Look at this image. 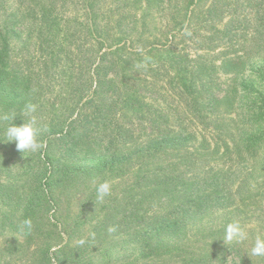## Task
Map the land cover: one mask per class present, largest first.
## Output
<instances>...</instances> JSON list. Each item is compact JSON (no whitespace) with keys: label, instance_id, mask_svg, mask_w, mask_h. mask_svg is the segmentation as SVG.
Instances as JSON below:
<instances>
[{"label":"rangeland","instance_id":"rangeland-1","mask_svg":"<svg viewBox=\"0 0 264 264\" xmlns=\"http://www.w3.org/2000/svg\"><path fill=\"white\" fill-rule=\"evenodd\" d=\"M250 1L225 0L233 8L214 26L202 29L201 37L199 33L188 43H179L176 51H185L187 61L172 67L174 59L164 53L126 72L136 81L137 102L148 109L145 118L131 117L142 135L185 126L187 141L161 150L147 148L102 171H76L63 183L46 179L47 167L57 160L73 163L74 157L61 155L57 142L48 147L57 130L54 126L80 110V68L89 55L86 49L95 44L94 34H87L90 17L85 0H59L63 19L52 28L42 25L27 6L23 23L17 22L22 18H8L21 27L11 52L18 56L16 62L28 61L31 67L27 101L37 105L33 115L46 130L38 136L44 147L37 153L23 154L15 142L0 141V264H264V256L249 251L257 236L264 237V143L258 154L246 150L256 137L264 140V0ZM30 3L38 10L41 7L37 0ZM15 5V0H0V16L4 8ZM169 17L152 12L149 28L140 29L146 36L156 33ZM100 18L106 24V18ZM216 30L233 31L236 36L220 38L218 33L213 38ZM204 35L209 38L201 41ZM198 55L205 56L200 77L220 101L209 108L201 98L187 105L184 82H177L176 69L169 70L192 65V60L199 61ZM231 58L241 61L229 66ZM11 68L16 71L20 66ZM139 76L155 85L145 86L136 80ZM201 86L192 89L195 95ZM211 98L205 93L207 103ZM17 106V100L4 96L0 85V114L14 111L13 122L20 125L28 118L18 117ZM7 124L0 121V139ZM103 132L89 133L84 143L99 151L98 137ZM137 142L120 140L116 145L130 147ZM86 148L79 153H87ZM105 181L111 194L99 201L96 187ZM203 193L210 194L207 209L180 232L164 238L159 247L156 242L157 252L142 259V245L132 241L133 231L145 230L152 219L185 197ZM30 198L34 210L31 229L25 232L20 226ZM233 221L247 232V239L226 243L225 226ZM47 253L49 260L43 258Z\"/></svg>","mask_w":264,"mask_h":264},{"label":"trees","instance_id":"trees-1","mask_svg":"<svg viewBox=\"0 0 264 264\" xmlns=\"http://www.w3.org/2000/svg\"><path fill=\"white\" fill-rule=\"evenodd\" d=\"M31 1L15 0V7L11 9L3 7V16H0V39L2 40L0 85L4 96L17 100L16 111L18 117L23 119L28 118L21 109L25 103H28L27 92L33 73L28 61L16 62L18 56L11 52L14 36L20 35L21 27H18L16 23L12 24V18H8L13 16L15 19L22 18L23 20L17 22L23 23L27 16L24 8L27 6L28 10H32L34 16L39 18L41 24H47L48 28L59 26L63 19L62 10L59 9V0H46L49 1L47 5L42 3L44 0H37L41 6L39 10L35 6H31ZM85 4L87 15L90 17L89 23H87V34H94L95 44L94 47L86 49L85 52L89 55L80 68L83 75V83L81 79L80 85H82L79 90L81 92L79 95L80 110L75 116L73 115L54 126H57V130L53 132L54 139L52 138L49 143L48 148L53 142H57L55 145L57 144L61 148V155L74 157L73 163L57 160L47 167L46 179L52 181L56 178L55 183H63L76 171L105 170L129 160L132 155L147 148L159 147L158 150H161L170 143L179 144L181 141H187L189 138L183 136L187 132L185 126H182L181 129L172 127L167 128L164 132L142 135L141 130L132 122L133 118L131 117L138 115L140 118H145L148 109H144L137 102L138 97L134 96V93L138 89L133 88L135 84L133 82L136 81L126 77V72L144 65L146 60L149 62L156 60L157 56L162 58L164 53L168 54L171 60L174 59L172 67L176 63L187 61L188 55L185 51L177 52V45L188 43L187 39L192 38L193 35L200 33L201 37L202 29H206L210 25L214 26V23L222 15L233 8V3H225V0H111L110 2L109 0H85ZM152 12L156 13V17H159L161 13L170 17L162 29H158L159 31L156 33L150 31L151 33L146 36L140 28L143 27V31L149 28L150 24L147 19L151 17ZM101 16L106 18V24L101 21ZM234 20L235 18H232L230 23H233ZM218 33L220 38L232 39L236 36L233 31L230 33L228 30L222 34V30H216L213 38ZM208 38L204 35L201 41ZM198 58L199 61L198 59L192 60V65H181L180 68H169V70L176 69L178 71L177 82H184L182 95L189 99L187 105L192 106L191 104L198 103L201 98L200 102L209 108V104L215 106L220 101L200 77L201 71L204 69L205 56L198 55ZM240 61L241 59L231 58L227 60V65H237ZM12 64L20 66L19 70L12 71ZM111 72H114L113 76L109 75ZM189 73L192 75L191 78ZM136 80L142 81L145 86H150V83L155 85L154 82H150L142 76ZM142 83L137 85L142 86ZM196 84H202V86L195 95L194 93L197 91L192 89ZM205 93L212 96L211 103L205 101ZM140 103H143V99ZM128 117L130 119L124 123L123 119ZM154 122L156 126L159 125L156 119ZM138 125L141 126L139 122ZM102 130L104 132L98 137L101 149L99 151L91 150V144L84 143V140L89 133ZM120 140L140 142L134 143L130 147H122L116 145ZM263 143L264 140L256 137L252 143L246 145V150L255 151L258 154ZM85 146L88 151L82 155L79 150ZM78 160L80 163H75ZM46 161L48 164L50 163L48 155ZM87 162L88 165H86ZM209 195V193H203L194 198L185 197L170 211L152 219L145 230L141 228L134 230L131 234L133 235L132 241L142 245L141 258L146 259L155 254L159 242L167 236L180 232L197 214L204 212L208 207L206 198ZM31 210H34L32 198L24 209L23 220H30ZM156 242L157 245L154 247ZM43 256L44 259H50L49 253ZM195 260L198 259L195 258Z\"/></svg>","mask_w":264,"mask_h":264},{"label":"clouds","instance_id":"clouds-1","mask_svg":"<svg viewBox=\"0 0 264 264\" xmlns=\"http://www.w3.org/2000/svg\"><path fill=\"white\" fill-rule=\"evenodd\" d=\"M28 116L27 121L23 120L20 125L15 124L16 113L9 112L0 114V121H8L7 126L2 131L3 142H15L16 149L24 153H37L43 147V142L38 139L39 134L46 130V125L38 122L33 115L37 111V105L33 103H25L21 109ZM111 194V186L108 182H102L96 187V199L103 201L105 197ZM21 230L27 232L31 229V221L25 219L21 222ZM247 239V232L241 227L239 222L233 221L225 226L224 241L231 242L236 240L242 242ZM252 256H264V237L257 236L250 248Z\"/></svg>","mask_w":264,"mask_h":264}]
</instances>
